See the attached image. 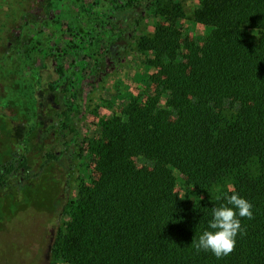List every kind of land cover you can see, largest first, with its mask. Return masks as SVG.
<instances>
[{"label": "trees", "instance_id": "trees-1", "mask_svg": "<svg viewBox=\"0 0 264 264\" xmlns=\"http://www.w3.org/2000/svg\"><path fill=\"white\" fill-rule=\"evenodd\" d=\"M2 1L0 65L16 73L62 0ZM109 1L105 36L93 37L92 73H104L111 58L120 62L132 45L151 53L144 64L153 71L98 135L81 128V84L70 93L65 82L43 84L49 73H31L40 83L35 112L19 120V131L0 105V209L32 214L26 203L38 191L41 207L55 201L45 224L61 223L71 209L49 246L68 264H264V0H200L192 17L209 30L199 39L182 36L181 8L169 0ZM150 9L163 24L135 40ZM83 155L89 174L77 185ZM233 193L254 214L241 218L235 250L220 259L196 252L213 208Z\"/></svg>", "mask_w": 264, "mask_h": 264}, {"label": "rangeland", "instance_id": "rangeland-1", "mask_svg": "<svg viewBox=\"0 0 264 264\" xmlns=\"http://www.w3.org/2000/svg\"><path fill=\"white\" fill-rule=\"evenodd\" d=\"M34 1L37 0H31L32 3H35ZM3 2L0 0V3ZM109 2V0H62L56 5L53 20L35 37L38 49L28 53L29 58L22 61L19 71L12 73L7 61L6 63L4 61L3 67L0 65V105L3 112L10 117L11 131H19V120L27 116L30 118L32 112H35L31 106L33 95L38 92L36 88L40 86V83L32 79L31 73H43L44 71L49 73L44 75L41 81L45 85L48 83L58 85L65 82L66 87L72 89L78 83L82 85L80 114L84 134L93 131L95 135H98L99 124L117 115L127 103L129 96L136 95L144 87L145 81L143 80L153 71L144 64V61L151 57V53L149 51L142 53L136 49L135 45H132L120 62L117 63L112 58L108 59V68L104 70V73L100 71L97 75L92 73L98 57L94 56L98 43H95L93 37L104 38L105 36L103 25L106 15L110 12ZM199 3L200 0H169L170 7L175 4L181 8L175 25L185 38L199 39L208 33L209 29L195 22L192 17L191 12L199 6ZM156 24H163L162 19L153 9H150L144 14L141 21L142 26L135 32L134 39L146 35L145 33H151ZM1 38L0 36V41ZM0 48H2L1 42ZM31 57L35 58V63L31 62ZM48 62L52 63L51 66L43 68L42 65ZM53 68H58L61 75L55 74ZM71 74H76L80 79L76 80L75 77L72 82L69 80ZM71 88H69L70 93H72ZM37 111L43 113L44 106ZM3 137L2 132L1 141ZM4 146L3 143L2 148ZM81 162H84L86 167L76 171L74 177L77 185L86 181L87 174H89L86 155L82 156ZM133 162L137 166L143 165V162L136 158H133ZM174 175L176 177L174 189L181 197L183 187L176 172ZM39 187L38 182L36 188L39 189ZM45 191L48 195L51 194L50 188ZM42 194L44 193L38 191L36 198L27 201L26 205L32 214L17 211L11 215L4 208L0 209V264H27L36 250L34 242L40 233L45 239L42 248L45 242L47 243L46 238L50 231L53 238L57 233H62L64 224L69 214L72 213L71 209L68 215L65 214L61 223L56 221L52 224H44L43 219L54 207L55 201L48 200L47 205L44 208L41 207L42 204L45 205ZM5 199H10L8 193L2 197V200ZM18 201L21 202V199ZM6 203L2 204L6 205ZM58 228L61 230H56ZM48 264L68 263L58 255L55 256L49 252Z\"/></svg>", "mask_w": 264, "mask_h": 264}, {"label": "clouds", "instance_id": "clouds-1", "mask_svg": "<svg viewBox=\"0 0 264 264\" xmlns=\"http://www.w3.org/2000/svg\"><path fill=\"white\" fill-rule=\"evenodd\" d=\"M226 199L227 204L213 208L209 222L211 230H205L199 236L194 245L196 252L210 251L218 259L230 255L235 250L238 234H243L241 218H254L253 204L246 198L233 193Z\"/></svg>", "mask_w": 264, "mask_h": 264}, {"label": "flooded vegetation", "instance_id": "flooded-vegetation-1", "mask_svg": "<svg viewBox=\"0 0 264 264\" xmlns=\"http://www.w3.org/2000/svg\"><path fill=\"white\" fill-rule=\"evenodd\" d=\"M43 223L45 224L44 220ZM40 225H42L41 222ZM52 237L53 235L50 231L49 235L46 238L47 243L45 242V245L42 248L45 239L41 235V233L39 234L38 238L34 242V245L36 246V250L32 254V259L28 261L27 264H37L38 262H39L38 264H48L49 244L51 242Z\"/></svg>", "mask_w": 264, "mask_h": 264}]
</instances>
